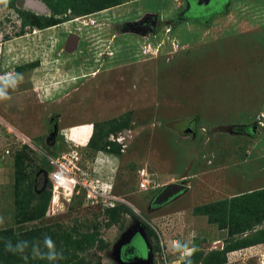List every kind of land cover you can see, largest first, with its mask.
<instances>
[{
	"label": "rangeland",
	"instance_id": "1",
	"mask_svg": "<svg viewBox=\"0 0 264 264\" xmlns=\"http://www.w3.org/2000/svg\"><path fill=\"white\" fill-rule=\"evenodd\" d=\"M220 2L201 13L187 0H0V76H23L0 101V264H119L116 245L138 222L151 264H222L226 250L264 247V0ZM76 144L127 209L47 200L48 156ZM173 182L188 188L150 207ZM46 235L64 259L4 247ZM241 253L231 264H261Z\"/></svg>",
	"mask_w": 264,
	"mask_h": 264
},
{
	"label": "built area",
	"instance_id": "2",
	"mask_svg": "<svg viewBox=\"0 0 264 264\" xmlns=\"http://www.w3.org/2000/svg\"><path fill=\"white\" fill-rule=\"evenodd\" d=\"M75 146L69 150L61 151L57 155L48 156L52 170L47 171L46 174L47 181L51 185L52 199L57 195V197H63L70 201L74 196L82 195L86 205L114 207L116 204H123L130 206L131 204L124 196L115 194L108 181L109 179L94 178V173L95 175L97 173L95 171L100 170V168L90 167V164L93 165L91 161L87 162V165H83L82 153L77 148L78 145ZM9 150L12 151V149L7 148L5 152H9ZM97 151L90 152L92 158H97L94 156ZM139 176V187L147 188L146 169L139 170ZM262 263L264 264V261Z\"/></svg>",
	"mask_w": 264,
	"mask_h": 264
},
{
	"label": "clouds",
	"instance_id": "3",
	"mask_svg": "<svg viewBox=\"0 0 264 264\" xmlns=\"http://www.w3.org/2000/svg\"><path fill=\"white\" fill-rule=\"evenodd\" d=\"M23 76L19 73H7L4 76H0V101L10 99L7 89L9 87L15 88L16 85L22 81ZM70 139V137H67ZM71 140V139H70ZM47 173V171H46ZM4 223V218L0 216V225ZM5 250L13 254H19L24 260L28 259L26 255L27 250H31V256L33 259L47 260L49 262H56L64 259V254L61 250H58L55 242L50 236H45L42 241L29 242L26 240H19L15 244L11 239L6 240L4 243ZM172 248L181 254L182 258L191 257L194 252L192 247H189L187 243L173 242ZM188 264H191L189 260Z\"/></svg>",
	"mask_w": 264,
	"mask_h": 264
},
{
	"label": "water",
	"instance_id": "4",
	"mask_svg": "<svg viewBox=\"0 0 264 264\" xmlns=\"http://www.w3.org/2000/svg\"><path fill=\"white\" fill-rule=\"evenodd\" d=\"M188 2H191L196 7H205L210 2H216V0H187ZM30 3H33L30 1ZM190 3V4H191ZM190 131H195V121L192 120L189 125ZM45 181H47V176L45 178ZM188 188L187 185L181 183V182H173V183H167L162 186L161 191L156 197V202L160 205L165 204L169 202L171 199L177 197L182 192H184ZM139 236L145 243V246L148 244L146 240V235L144 231V226L141 223H136L133 227H131L125 235L120 239V241L117 243L116 248L114 250V256L116 261H118L119 264H151L152 263V252L149 246H146L147 252L144 257H135L130 262H125L120 258V251L121 247L131 241L132 238L135 236Z\"/></svg>",
	"mask_w": 264,
	"mask_h": 264
},
{
	"label": "flooded vegetation",
	"instance_id": "5",
	"mask_svg": "<svg viewBox=\"0 0 264 264\" xmlns=\"http://www.w3.org/2000/svg\"><path fill=\"white\" fill-rule=\"evenodd\" d=\"M217 3L220 2V0H216ZM191 2H189V9L191 8L193 11L196 10L195 8V5H193L192 3L190 4ZM216 3V4H217ZM221 3V2H220ZM215 3L213 2H210L208 5H206V9H204V7H199L197 9H199V11L201 13H204L205 10H209L211 8H213L212 6L214 5ZM218 5V4H217ZM198 10H196V12H199ZM156 20V17L154 18H148L146 19V21H144L142 23L144 29H146L147 27L149 29L152 28V25L154 24ZM151 21V22H150ZM150 22V23H149ZM241 130L247 132V133H251L252 131H254V128L251 126V127H242ZM160 192V191H159ZM159 192L153 197V199L151 200V204H150V207H154V208H158L160 207L161 205L158 204L156 202V197L157 195L159 194ZM147 240V239H146ZM139 241L141 242V249H138L137 246H136V242ZM146 246H149V243L146 245ZM146 246H145V243L144 241L139 237V236H135L134 238L131 239V241L125 245H123L121 247V251H120V258L125 261V262H130L131 260H133L135 257H144L146 255V252H147V249H146ZM118 262V261H117Z\"/></svg>",
	"mask_w": 264,
	"mask_h": 264
},
{
	"label": "crops",
	"instance_id": "6",
	"mask_svg": "<svg viewBox=\"0 0 264 264\" xmlns=\"http://www.w3.org/2000/svg\"><path fill=\"white\" fill-rule=\"evenodd\" d=\"M82 126V125H81ZM72 133H70L71 136ZM219 228V227H218ZM219 232H223L224 228H219L218 230ZM239 252L241 253H254V255L260 257L259 261L261 262V264H263L262 262L264 261V247L262 246L261 243H257V244H248L245 246H242L240 248H234V249H230V250H226L224 251V256H225V262L227 259V262H223L222 264H231L233 263V261L235 260V257L237 255H239ZM241 253V254H242Z\"/></svg>",
	"mask_w": 264,
	"mask_h": 264
},
{
	"label": "trees",
	"instance_id": "7",
	"mask_svg": "<svg viewBox=\"0 0 264 264\" xmlns=\"http://www.w3.org/2000/svg\"><path fill=\"white\" fill-rule=\"evenodd\" d=\"M223 2H224V0H223ZM87 149H89L91 152L92 151H97V149H98V147L97 146H95V145H91V146H87ZM16 149H14V151L12 150V151H10L9 150V152H7L8 154L10 153V152H16L15 151ZM6 153V154H7ZM16 156V155H15ZM19 158V159H18ZM17 158V160L18 161H21L20 160V157H18ZM21 164V162H19V164H18V170H19V165ZM16 169V168H15ZM17 170V169H16ZM47 170L45 169V172H46ZM16 173H17V171H16ZM41 183H42V179L41 180H39V184H40V186H42L41 185ZM46 183V185L48 186V188L50 189L49 191H45L46 192V197H47V200L49 201L50 200V197H51V185H50V182L49 181H46L45 182ZM75 197H81V199H82V201H83V203H84V200H83V197H82V195H78V196H74L73 198H75ZM97 206H99V205H97ZM101 207V209L102 210H113V209H115L116 207H102V206H100ZM123 208V209H127V207H126V205H123V204H120V205H118L117 206V208ZM94 208V207H93ZM191 257H192V255H191ZM225 259V258H224ZM222 260H223V258H222ZM222 260H221V262H222ZM183 264V263H182Z\"/></svg>",
	"mask_w": 264,
	"mask_h": 264
}]
</instances>
